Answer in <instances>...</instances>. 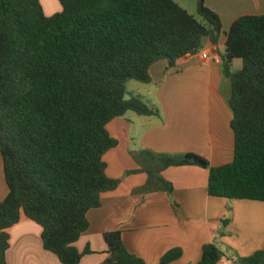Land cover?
Masks as SVG:
<instances>
[{
  "label": "trees",
  "instance_id": "obj_1",
  "mask_svg": "<svg viewBox=\"0 0 264 264\" xmlns=\"http://www.w3.org/2000/svg\"><path fill=\"white\" fill-rule=\"evenodd\" d=\"M58 2L62 11L49 17L41 0H0V153L9 191L0 203V264H8V230L23 216L42 226L45 250L62 264H80L93 254L76 246L90 229L87 214L122 183L106 172L104 157L119 144L107 126L128 112L160 117L156 106L128 99L127 84H151L154 64L167 61L171 71L205 39L217 46L224 33L206 0H198L197 13L206 24L174 0ZM221 58L231 81L234 161L213 167L197 154L134 157L157 162L145 172L158 181V191H174L160 176L164 170L199 166L209 170V196L264 203V15L237 19ZM235 60L243 68L233 73ZM229 222L223 220L225 228ZM122 234L104 235L109 257L101 264H146L130 253ZM182 256L173 249L161 264ZM225 257L233 264H264V249L243 258L207 244L199 264Z\"/></svg>",
  "mask_w": 264,
  "mask_h": 264
},
{
  "label": "crops",
  "instance_id": "obj_2",
  "mask_svg": "<svg viewBox=\"0 0 264 264\" xmlns=\"http://www.w3.org/2000/svg\"><path fill=\"white\" fill-rule=\"evenodd\" d=\"M251 1L253 8L248 13H239L223 24L224 33L217 46L205 39L200 51L179 59L171 71L168 62L161 60L150 70L151 84L134 86L133 96L156 106L160 117H140L128 112L108 124L110 135L119 144L104 157L108 165L106 172L109 178L122 183L116 191L102 195L101 208L87 214L90 229L76 246L80 252L90 248L93 254L84 255L80 264H101L108 259L109 247L104 235L116 231H122L130 253L146 264H161V259L173 249L182 250L183 256L170 264H199L204 246L212 243L221 250L232 248L243 258L264 249V203L209 196V170L199 166L164 170L160 176L173 184L174 191L172 194L158 191V181L145 172L157 162H140L134 157L142 152L157 156L197 154L213 167L234 161L233 113L229 106L231 81L222 63L217 64L213 59L225 53L227 34L237 19L264 15V0ZM61 11L60 4L56 14ZM204 53L208 59H204ZM242 68L241 60L232 63L233 73ZM3 161L0 153V203L9 193ZM225 219L230 221L226 228L222 223ZM42 230L41 225L24 216L9 229L7 263L62 264L56 255L45 250ZM218 264H233V261L225 257Z\"/></svg>",
  "mask_w": 264,
  "mask_h": 264
},
{
  "label": "rangeland",
  "instance_id": "obj_3",
  "mask_svg": "<svg viewBox=\"0 0 264 264\" xmlns=\"http://www.w3.org/2000/svg\"><path fill=\"white\" fill-rule=\"evenodd\" d=\"M176 3L185 8L191 16H194L199 22L206 24V22L198 16V0H174ZM215 4L206 5L212 11L218 13L223 20V24H228V19H233L239 13H248L252 7L251 0H213ZM44 10L47 16H54L60 11V4L57 0H43ZM230 21V20H229ZM231 27V26H230ZM136 85H140L137 81H130L127 90V98L130 99L133 96Z\"/></svg>",
  "mask_w": 264,
  "mask_h": 264
},
{
  "label": "built area",
  "instance_id": "obj_4",
  "mask_svg": "<svg viewBox=\"0 0 264 264\" xmlns=\"http://www.w3.org/2000/svg\"><path fill=\"white\" fill-rule=\"evenodd\" d=\"M203 57H204V59H208L209 58V56L207 55V53H204L203 54ZM222 58H221V56H219V55H216L215 57H214V59H213V61L215 62V63H217V64H221L222 63V60H221Z\"/></svg>",
  "mask_w": 264,
  "mask_h": 264
}]
</instances>
